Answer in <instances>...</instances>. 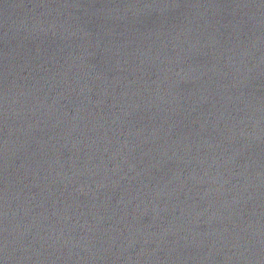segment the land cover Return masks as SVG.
<instances>
[{"label": "water", "instance_id": "obj_1", "mask_svg": "<svg viewBox=\"0 0 264 264\" xmlns=\"http://www.w3.org/2000/svg\"><path fill=\"white\" fill-rule=\"evenodd\" d=\"M0 264H264V0H0Z\"/></svg>", "mask_w": 264, "mask_h": 264}]
</instances>
